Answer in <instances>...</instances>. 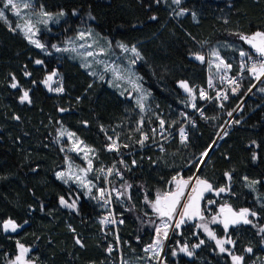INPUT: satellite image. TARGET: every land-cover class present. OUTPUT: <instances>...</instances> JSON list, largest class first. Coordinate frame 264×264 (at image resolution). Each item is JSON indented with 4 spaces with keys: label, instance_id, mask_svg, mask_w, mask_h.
I'll use <instances>...</instances> for the list:
<instances>
[{
    "label": "trees",
    "instance_id": "trees-1",
    "mask_svg": "<svg viewBox=\"0 0 264 264\" xmlns=\"http://www.w3.org/2000/svg\"><path fill=\"white\" fill-rule=\"evenodd\" d=\"M37 7L67 13L54 27L53 37L43 33L42 40L48 45L62 43L87 23L114 41L136 47L137 69L152 93V111L143 117L105 79H96L67 57L44 54L0 20V264H9L19 245L30 248L32 264L120 260L118 253L109 251L115 234L107 222L101 223L106 216L98 204L55 176L66 161L57 142L61 125L94 149L97 170L115 158L105 150L110 136L118 138L125 152L135 153V166L120 164L123 200L115 208L124 219L119 228L121 241L124 246L129 243L123 248L124 264L142 255L157 235L160 220L147 207L148 201L157 192H171L174 178L190 181L199 169L198 179L209 182L213 191L227 189L221 199L207 194L204 208L205 202L218 200L219 205L256 213L252 223L227 234L234 240V252L244 257L243 264H264V234L253 226L264 225V206L257 205L254 191L244 182L256 181V189L264 194V95L256 91L264 82L250 92L253 80H246L237 95L228 94L223 102L208 105L205 117L189 136L171 141L165 152L140 150L142 132L151 124L177 120L178 111L191 96L181 84L192 91L207 83L211 46L233 43L253 53L237 34L264 31V0H185L180 14L171 0H38ZM241 51H235L228 61L236 64L245 58ZM197 55L204 60L196 59ZM55 70L65 86L63 95L51 93L43 84ZM25 91L29 100L21 102ZM205 151L210 152L200 167ZM61 198L76 203V209L62 206ZM205 212L203 219L208 217ZM8 220L18 225L17 231H5ZM188 222L174 229L161 264H232L228 255L219 254L214 243L196 230L195 222ZM217 234L225 232L218 228ZM183 243L198 245L193 258L176 252Z\"/></svg>",
    "mask_w": 264,
    "mask_h": 264
},
{
    "label": "rangeland",
    "instance_id": "rangeland-1",
    "mask_svg": "<svg viewBox=\"0 0 264 264\" xmlns=\"http://www.w3.org/2000/svg\"><path fill=\"white\" fill-rule=\"evenodd\" d=\"M184 1L185 0H180V3L176 4L174 0H171V2H173V4L179 9L178 12L179 14L180 12L184 13L183 12L184 10L183 11L180 10V6ZM1 2L3 4V0H0V3ZM25 2L30 4L28 8L22 7L23 3ZM16 3L19 6L18 9L16 10L4 9L5 16L7 18V24L12 29L18 31L23 36H25L31 45L36 47L35 44L30 42L29 37H31L32 40L39 41L40 44L44 46L43 48L36 47L44 54L52 57H57V56L60 58L67 57L75 62H78L87 72L93 75L96 79L98 80L105 79L110 88L116 90L120 95L127 98L130 102H133V104L139 108L143 117H147L151 113L152 110L150 107V101L152 98V93L144 85L142 76L137 69L138 62L140 64V57H139L138 49L136 47L128 46L120 41H114L112 40L111 37L104 35L100 31H98L94 26L87 25V23H85V25L80 26L74 34L67 36L62 43H52L48 45L42 40V36H45L43 33L44 32L50 33L51 36L55 35L56 32L54 31V27L62 23V21L67 17V13L65 11L48 12L47 10H45L44 7L38 8L37 7L38 0H16ZM0 8H3V6H1ZM17 10L20 12L19 16L15 15V11ZM43 13H48L49 15L45 16L43 15ZM28 27H31V31L27 32L26 34V29ZM121 45H123L124 47H121ZM133 48H135L136 50L135 52L132 51ZM57 49L60 50L58 51ZM239 49L240 47L238 44L215 43L207 50L208 68L212 74L211 80L212 79L214 80V78L219 77L223 66V64L220 63V60H218L216 56L213 55V53H218L220 59L225 62L226 60L228 61V59H233L235 56L234 54L235 51H241ZM89 53H91V55H89ZM41 64L42 63L38 65ZM53 73H55V75H52ZM49 76H52V79L50 81L48 80ZM59 80H60V76L58 72H56L55 70L51 74H48L45 77L43 84L45 85L46 88H48V90L51 93L57 95H61V94L63 95L65 94V90L62 93L57 90L59 89L58 87L61 85V82H59ZM45 81H47V83H45ZM261 88H264V84L259 85L256 91L258 94L264 95V91H261ZM191 96H192V91H191ZM191 96L188 97L187 102L190 101ZM187 102L185 104H187ZM69 134H74V135H69ZM57 142L61 145V149L65 154L66 161L64 167L55 173L56 178L59 179L61 182L65 183L66 185L77 187L78 190L84 193L86 198L93 199L96 202V191L99 185H101L100 183L102 177H101V169L97 170V168L94 166V156H95L94 149L91 146H89L84 140L79 138L72 130H70L65 125H61L58 128ZM207 153L209 154L208 151ZM207 156H203L201 158L199 164L200 167L202 166L203 163L206 162ZM89 161H91L90 169H89ZM199 170L197 171L194 178L191 179L188 183V187L190 188L188 194H186L185 196L183 204L187 202V197H189L192 193L191 189L194 187L196 180L198 179ZM58 173H63L64 175L58 176ZM176 181H183V180L180 177H176L175 179H173L170 187L171 192L175 190ZM244 182L248 189L254 191L257 205L263 207L264 194H261L256 189L257 182L248 181V180H245ZM217 191L218 190H214L212 194L219 197L220 199H221L220 196H223L227 193V189H225L224 192H220L219 195H217ZM164 193L165 192H157L154 198L148 201V205H147V207L151 209L154 218L156 219L157 217L160 220L157 229L160 227L162 223H164V221L167 218L166 217L161 218L154 211L152 204L155 203V200L158 195L162 196ZM217 201L205 202L204 216L206 214L205 212L206 210L208 217L206 216V218L203 220L195 221V228L197 231H200V233L203 234L204 237H206L208 240L214 243L216 247V251L219 254L228 255L230 257L232 264H243L244 257L237 255L233 251V247H234L233 239L228 236L227 231L224 229L223 224L220 222L223 221V212H221V209L222 208L225 209L226 207H231V206L228 204L219 205ZM68 204H73V203H68ZM74 204H75L74 208L65 206L64 204L61 205L75 210L76 203ZM248 211L249 213H252V211L250 210ZM179 213L180 212L177 211V214ZM255 216L248 215L247 219L253 221L255 219L254 218ZM213 217L217 218V222L215 223L212 222ZM177 219L178 216L176 215V217H174V219L169 222L171 226L167 229L168 232L167 238H164L163 230L160 231L159 238L161 244L158 250L149 249L148 251H145V249L149 248L150 245L156 243L157 241V235H156L153 242L144 248L142 255L134 258L131 262L127 261V263L161 264V258L163 257V254L165 253L166 249L169 246L168 241L174 229H180L185 224L190 223L186 221L184 224L180 226V228H175L174 225ZM254 224L253 226L256 228V230H258L259 233L263 235L264 232H261L260 229L264 228V225L261 226L258 224L255 225ZM202 225L207 226L208 230L214 234L215 239L209 236L208 232L204 230ZM218 228L223 229L225 235L223 234V236H218L217 234ZM157 229H156V233H157ZM217 240L225 241L223 247L226 249V251L222 252L220 250L221 245L217 244L216 242ZM229 240H231L232 243H227V241ZM179 243H181V241ZM185 248L187 249V251L182 250ZM197 248L198 245L190 247L183 243V244H178V249L176 252L184 254L188 258H193L194 251L197 250ZM27 249H29V251L24 254V259L28 261V264H32L28 260L30 248ZM20 254H21V250L19 245L17 256ZM17 256L12 261H10L9 264H19V262L16 261ZM233 256L243 257V260L241 262H236L233 260ZM261 261L264 263V257L262 258Z\"/></svg>",
    "mask_w": 264,
    "mask_h": 264
},
{
    "label": "built area",
    "instance_id": "built-area-1",
    "mask_svg": "<svg viewBox=\"0 0 264 264\" xmlns=\"http://www.w3.org/2000/svg\"><path fill=\"white\" fill-rule=\"evenodd\" d=\"M253 59L259 58L253 54ZM225 63L231 65V67L225 68L223 65L217 81L211 80L210 76L204 86L193 88L190 101L178 111L176 121L173 123L163 121V125H161V120L157 124H151L148 129L142 132L141 141H143V147L140 149L141 151L148 148L160 153L165 152L167 144L171 141L185 139L181 136L180 130L182 128L184 129L186 138L189 136L190 131L199 125L200 119L205 117L204 109L208 105L223 102L225 100L224 97H227L228 94L237 95L242 90L243 82L246 80H253L252 82L255 86L253 87L252 85L251 91L264 81V77H262L260 81H257L249 72L248 69L252 61L249 60L248 57L241 58L236 64L227 60ZM232 80L237 81V84H232ZM210 81L211 85L209 83ZM59 82H61V85L58 88L63 89V91L59 92L62 93L65 90V86L61 80H59ZM233 89H235V91H233ZM201 91H203L208 98L201 97ZM193 105H195V107H193ZM145 136H147V139H145ZM109 138L105 145V150L107 153L113 154L115 158L110 165L104 166L103 171H101L104 183L100 185L96 191V203L106 216V225L113 229L115 234L116 241L109 244V249H111L110 252L118 253L120 256V260L116 262L111 259L108 264H124L122 259L123 248L129 246V243L126 242L124 246L119 235V228L123 225L124 219L121 215H118L115 209L116 203L123 200V190L118 180L122 176L120 164L123 163L125 167L131 165L135 166L137 159L133 151L125 152L121 148L118 138L114 136H110ZM113 141H115L117 147L110 151L109 146L112 145Z\"/></svg>",
    "mask_w": 264,
    "mask_h": 264
},
{
    "label": "snow or ice",
    "instance_id": "snow-or-ice-1",
    "mask_svg": "<svg viewBox=\"0 0 264 264\" xmlns=\"http://www.w3.org/2000/svg\"><path fill=\"white\" fill-rule=\"evenodd\" d=\"M174 2L176 4L180 3V0H174ZM30 6L29 3L25 2L23 3L22 7L23 8H28ZM18 4L16 3V0H3V8H0V20H5V22H7V18L5 16V11L4 9H13L16 10L18 9ZM15 15L19 16L20 12L17 10L15 11ZM43 15L47 16L49 15L48 13H43ZM153 19H155V17H153ZM31 31V27H28L26 29V34L27 32ZM239 35V38L244 41L246 44H248L250 46V48L253 50V53L255 54L256 57H258L259 59H253V53H249V52H244L241 51L240 55L241 56H246L248 57L249 60L252 61L251 66L249 67V72L252 74V76L257 80L260 81L262 77H264V31H256L255 33L251 34V35H244V34H237ZM29 40L31 43L35 44L36 47L38 48H43L44 46L42 44H40L39 41L37 40H32L31 37H29ZM121 47H124L123 45H121ZM58 51L60 49H57ZM133 52H135V48L132 49ZM89 55H91V53H89ZM213 55L216 56V58L218 60H220V63L224 65L225 68H230L231 65L226 64L223 60L220 59L219 54L218 53H213ZM196 59L203 61L204 57L203 56H196ZM37 64L42 63L41 61L37 60L36 61ZM219 67V65H218ZM52 75H55V73H53ZM52 79V76L48 77V80L50 81ZM45 83H47V81H45ZM211 85V81L209 82ZM232 84H237V81L232 80L231 81ZM181 86L183 88H185L186 91L191 92V89L188 87L187 84L182 83ZM255 85H253L254 87ZM12 87L15 88L17 87V84L13 83ZM238 87V85H237ZM58 91H63L62 88L57 89ZM233 91H235V89H233ZM261 91H264V88H261ZM201 97L203 98H208L206 96V94L201 91L200 93ZM225 99H227V97H224ZM29 100V95L28 92L25 91L23 93V96L21 97V102L24 101H28ZM30 102V101H29ZM142 107V105H141ZM193 107H195V105H193ZM229 115H231V113H229ZM161 125H163V121H161ZM181 132V136L184 137L186 139V136L184 134V129L182 128L180 130ZM69 135H74V134H69ZM111 139V138H109ZM145 139H147V136H145ZM140 143L142 144L143 141H140ZM116 143L115 141H113L112 145L109 146V150H113V148H116ZM207 151H205L204 153H202V156H207ZM87 158V157H85ZM91 168V161H89V169ZM101 171H103V169H101ZM63 173H58V176H63ZM230 178V177H229ZM175 179V178H174ZM189 181L188 180H183V181H176L175 183V191L173 192H169V193H164L162 196L158 195L155 203L152 204V207L154 209V211L161 217V218H167L164 223H162L160 225V227L157 229V241L155 244L150 245L149 248L145 249V251H148L149 249L152 250H158L161 244L160 238H159V233L161 230H163V234H164V238H167L168 236V232L167 229L171 226L170 225V221H172L174 219V217H176L177 213V207H181L182 211L178 214V219L174 225L175 228H180V226L182 224L185 223V218H192L193 216H197L200 215L199 212V206H198V199L200 198V196H189L187 197V202L184 203L183 205L180 204V200L184 195V191L187 188ZM203 185V189L201 190V194L202 195V191L206 190V191H212V185L210 183H208L205 180H201V179H197L196 180V186L193 187L191 189V191L193 193H197L198 188H200V186ZM225 189L224 188H220L217 191V195H219L220 192H224ZM103 194V193H101ZM61 204H64L65 206L68 207H75V204H68L67 201L63 200V198H61ZM195 205V211H190L194 208ZM229 212L232 213V216L234 217V219L231 220L232 224H237L240 223L241 221L245 224H250L252 223V221L247 219L248 215H252L255 216L256 213L252 212L249 213L248 209H242L239 212H232L231 209H228ZM221 212H224V209H221ZM201 219H203V216H200ZM107 221H101V223H106ZM212 222L215 223L217 222V218L213 217ZM223 224V227L225 230L228 229L229 227V221L227 219H225L224 221H220ZM5 230H8L9 228L12 231H16L18 225H16L12 220H8L4 225H3ZM202 227L204 228V230L206 232H208L209 236H211L213 239H215V236L212 232H210L207 228L206 225H202ZM261 232H264V228L260 229ZM218 245H221L220 250L222 252L226 251V249L223 247V244L225 243V241L223 240H217L216 241ZM77 243H79V241H77ZM227 243H232L231 240L227 241ZM20 250H21V254L17 256L16 261L19 262V264H28V261H26L24 259V254L27 253L29 251V249L25 248L23 245H20ZM183 251H187V249H182ZM109 251H111V249H109ZM248 252H251L252 249L249 248L247 249ZM233 260L236 262H241L243 260V257H239V256H233Z\"/></svg>",
    "mask_w": 264,
    "mask_h": 264
},
{
    "label": "water",
    "instance_id": "water-1",
    "mask_svg": "<svg viewBox=\"0 0 264 264\" xmlns=\"http://www.w3.org/2000/svg\"><path fill=\"white\" fill-rule=\"evenodd\" d=\"M138 65H139V62H138ZM222 132H223V130L221 131V134H222ZM220 134V135H221ZM220 135H219V137H220ZM212 148V147H211ZM210 152V151H209ZM202 180V179H201ZM209 183V182H208ZM190 185V184H189ZM192 185V184H191ZM196 186V183H195V185H194V187ZM188 188H190V187H188V185H187V188L185 189V191H184V195H183V197L181 198V200H180V204L181 205H183V202H184V199H185V196H186V194H188V192H189V189ZM203 189V185H201L200 186V188H198V190H197V193H191V195L190 196H193V195H196V196H200V198L198 199V206H199V212H200V215H197V216H193L192 218H185V221H193V222H195V221H198V220H201V218H200V216H203L204 217V204H203V201H204V197L210 192V191H206V190H204V191H202V195H200L201 194V190ZM175 191V190H174ZM173 192V191H172ZM179 208L180 207H177V210H176V213H177V211L179 210ZM228 209H231L232 210V212H239V211H236L235 209H233L232 207H227V208H225L224 209V212H223V221L225 220V219H227L228 221H229V227L228 228H231V227H234V226H238V225H241V224H245V223H243L242 221L240 222V223H237V224H232L231 223V220L232 219H234V217L232 216V213L231 212H229L228 211ZM190 211H195V205H194V208L192 209V210H190ZM181 212V211H180ZM17 229H18V227H17ZM17 229H16V231H17ZM6 232H8V233H13V232H15V231H12L10 228L8 229V230H5ZM161 260H162V258H161Z\"/></svg>",
    "mask_w": 264,
    "mask_h": 264
},
{
    "label": "flooded vegetation",
    "instance_id": "flooded-vegetation-1",
    "mask_svg": "<svg viewBox=\"0 0 264 264\" xmlns=\"http://www.w3.org/2000/svg\"><path fill=\"white\" fill-rule=\"evenodd\" d=\"M212 192H214L213 190L212 191H210L209 193H212ZM208 193V194H209ZM227 208V207H226ZM233 208V207H232ZM234 209V208H233ZM244 209H247V208H244ZM236 210V209H235ZM240 210H242V209H240ZM249 210V209H248ZM236 211H239V210H236ZM191 222H193V221H191ZM245 225V224H244ZM240 225H238V226H234V227H231V228H228L226 231L229 233V231L231 230V229H235V228H237V227H239ZM229 237H231V236H229ZM232 238V237H231ZM233 243H234V240H233ZM233 251H234V247H233ZM238 255V254H237Z\"/></svg>",
    "mask_w": 264,
    "mask_h": 264
},
{
    "label": "bare ground",
    "instance_id": "bare-ground-1",
    "mask_svg": "<svg viewBox=\"0 0 264 264\" xmlns=\"http://www.w3.org/2000/svg\"><path fill=\"white\" fill-rule=\"evenodd\" d=\"M224 128H225V127H224ZM223 130H224V129H223ZM181 209H182V208L180 207V208H179V210H178V212H180V211H181ZM177 216H178V214H177Z\"/></svg>",
    "mask_w": 264,
    "mask_h": 264
},
{
    "label": "crops",
    "instance_id": "crops-1",
    "mask_svg": "<svg viewBox=\"0 0 264 264\" xmlns=\"http://www.w3.org/2000/svg\"><path fill=\"white\" fill-rule=\"evenodd\" d=\"M208 71H209V74H210V75H209V77H210L212 74H211V72H210V70H209V69H208Z\"/></svg>",
    "mask_w": 264,
    "mask_h": 264
}]
</instances>
